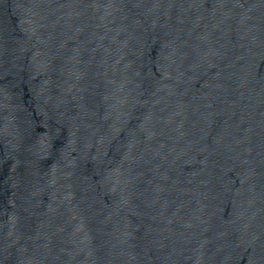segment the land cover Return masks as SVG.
<instances>
[{
  "label": "water",
  "instance_id": "obj_1",
  "mask_svg": "<svg viewBox=\"0 0 264 264\" xmlns=\"http://www.w3.org/2000/svg\"><path fill=\"white\" fill-rule=\"evenodd\" d=\"M0 264H264V0H0Z\"/></svg>",
  "mask_w": 264,
  "mask_h": 264
}]
</instances>
